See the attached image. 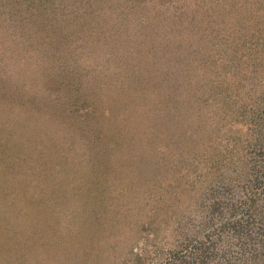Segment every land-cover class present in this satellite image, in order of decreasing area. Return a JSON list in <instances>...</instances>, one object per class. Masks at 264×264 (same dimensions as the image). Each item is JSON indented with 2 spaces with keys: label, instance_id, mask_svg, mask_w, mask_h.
I'll list each match as a JSON object with an SVG mask.
<instances>
[{
  "label": "rangeland",
  "instance_id": "obj_1",
  "mask_svg": "<svg viewBox=\"0 0 264 264\" xmlns=\"http://www.w3.org/2000/svg\"><path fill=\"white\" fill-rule=\"evenodd\" d=\"M224 3L0 0V264H264V189L206 231L264 177V0Z\"/></svg>",
  "mask_w": 264,
  "mask_h": 264
},
{
  "label": "trees",
  "instance_id": "obj_2",
  "mask_svg": "<svg viewBox=\"0 0 264 264\" xmlns=\"http://www.w3.org/2000/svg\"><path fill=\"white\" fill-rule=\"evenodd\" d=\"M215 2L217 3L216 5L223 6L224 8H226L224 0H215ZM226 9L229 11V8ZM236 21H238V24L247 23L250 24L253 28H258V26H262L264 24V14L254 13L252 12V9L248 11L242 9V11L236 15ZM248 85L249 88L245 94V99L243 100V102L246 104L244 106V111L241 112H243V116H246V118H249L251 121L254 122V124H256V126L259 128V131L261 132V136H263L262 139L264 142V88L261 87V91H256L255 89H253L256 85L255 83H249ZM257 181L258 182L253 185L254 191L244 196L243 202H241V204L233 211V213H228L229 215L226 216V219L225 217H219L217 218V221H215V218L211 223L206 225V231L208 229V231H211V233H213L220 226L223 227L228 223L235 224L244 218L245 213L252 211L254 208H256L255 192L258 189H264L263 175H259ZM215 222L217 223L214 226L213 224ZM210 226H213L212 229ZM200 245L201 244L195 246L196 248L192 247L185 254L193 253L195 250H197ZM212 252L217 253V250L215 251V248L212 247Z\"/></svg>",
  "mask_w": 264,
  "mask_h": 264
}]
</instances>
